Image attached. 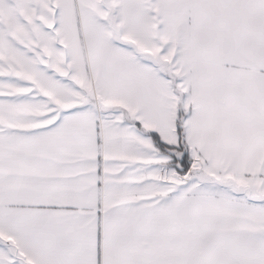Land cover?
I'll return each mask as SVG.
<instances>
[{
	"label": "snow or ice",
	"instance_id": "1",
	"mask_svg": "<svg viewBox=\"0 0 264 264\" xmlns=\"http://www.w3.org/2000/svg\"><path fill=\"white\" fill-rule=\"evenodd\" d=\"M0 264H264V0H0Z\"/></svg>",
	"mask_w": 264,
	"mask_h": 264
}]
</instances>
